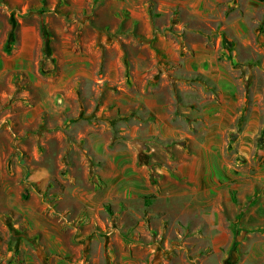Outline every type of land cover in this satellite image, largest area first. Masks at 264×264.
<instances>
[{"label":"rangeland","instance_id":"obj_1","mask_svg":"<svg viewBox=\"0 0 264 264\" xmlns=\"http://www.w3.org/2000/svg\"><path fill=\"white\" fill-rule=\"evenodd\" d=\"M0 163L15 264H264V0H0Z\"/></svg>","mask_w":264,"mask_h":264},{"label":"crops","instance_id":"obj_2","mask_svg":"<svg viewBox=\"0 0 264 264\" xmlns=\"http://www.w3.org/2000/svg\"><path fill=\"white\" fill-rule=\"evenodd\" d=\"M0 167H1V163H0ZM227 201H230V197H227ZM228 203V202H227ZM208 223H210V221L208 220ZM0 230H2V228L0 227ZM14 245V244H13ZM12 248L8 249L7 247V243L5 242V240L2 238H0V264H15V260L16 258H19L21 255V248L20 246H13ZM131 250L130 248H128L127 250H124V253L122 254V256L124 258H126L128 260V264H141L140 263V255L139 256H133L135 253H133L131 255ZM25 257V263L26 264H34L32 261V258L29 257L28 253H26L24 255Z\"/></svg>","mask_w":264,"mask_h":264},{"label":"trees","instance_id":"obj_3","mask_svg":"<svg viewBox=\"0 0 264 264\" xmlns=\"http://www.w3.org/2000/svg\"><path fill=\"white\" fill-rule=\"evenodd\" d=\"M15 25H16V23H15V21L13 20L12 21V26H13V28H15ZM10 36L11 37H13L14 36V31L12 30L11 32H10ZM153 196H150V197H148V198H145L146 199V204H150L152 201H153Z\"/></svg>","mask_w":264,"mask_h":264}]
</instances>
